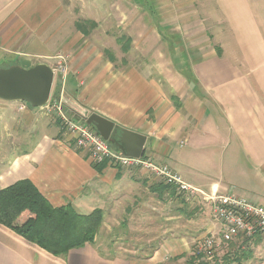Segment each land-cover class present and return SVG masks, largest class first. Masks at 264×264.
<instances>
[{
    "label": "crops",
    "instance_id": "0c3cea01",
    "mask_svg": "<svg viewBox=\"0 0 264 264\" xmlns=\"http://www.w3.org/2000/svg\"><path fill=\"white\" fill-rule=\"evenodd\" d=\"M63 1L0 0V64L20 62L22 67H31L74 47L78 36L70 34L68 46L64 37ZM134 1L137 8L129 13L143 17L138 25L147 33L144 16L153 20L156 0ZM166 1L172 22L182 17V31H192L186 17H209L212 45L220 48V55L213 47L201 51L196 59L188 54L186 59H149L147 64L120 59L117 70L112 69L111 59L97 60L90 64L95 69L72 73L66 92L119 128L144 136L142 156L167 165L204 194L231 192L264 206V39L257 35L260 24L248 0H209V5L208 0ZM125 2L118 14L127 19ZM146 4L150 9L144 8ZM220 28L235 33L247 59H226L216 32ZM75 32L82 33L78 27ZM121 38L125 37L118 40L124 51ZM149 39L146 45L152 47L157 41L152 35ZM75 118L86 121L78 115ZM19 130L28 135L23 147L0 151V189L28 179L54 207L70 204L83 214L102 209V225L107 221H129V225L160 221L162 211L175 209L178 193L173 187L159 189V181L145 171L95 163L63 135L57 118L45 107L20 110L19 102L0 100V134L9 136L4 141L14 145L9 141L14 142ZM109 143L125 153L115 139ZM113 209L131 210L134 215L125 217L118 212L108 218L106 210L110 214ZM195 210L193 217L182 213L183 221H204L196 233H190L189 225L172 229L154 247L148 244L147 250L116 247L113 239L99 246L95 238L93 244L54 255L0 224V264H186L192 241L212 226L202 209ZM178 211L166 212L167 219L179 221ZM254 248L244 264H264V236Z\"/></svg>",
    "mask_w": 264,
    "mask_h": 264
},
{
    "label": "rangeland",
    "instance_id": "374dc122",
    "mask_svg": "<svg viewBox=\"0 0 264 264\" xmlns=\"http://www.w3.org/2000/svg\"><path fill=\"white\" fill-rule=\"evenodd\" d=\"M63 2L65 7L64 24L66 26V32L64 33V37L66 38V43L68 42L67 39L70 38V34H73V36L77 35L78 39L76 43H74L76 47L74 45V47L69 48L67 51H58L54 54V56L57 54L65 55L67 59V74L64 83L59 74L55 75L53 81L51 98L57 101L61 94L66 92L67 85L71 81L72 73L87 68H92V70L95 69L97 66L90 65L93 64L94 61L98 60L103 62L106 59H111L113 65L112 69L117 70L118 64L121 63L120 59H127L128 61H132V63L143 64H147L149 59H186V54L196 59L199 58L201 51L214 47L212 45V36L208 30L209 23H207V21L209 17L206 15H201L200 17H186L185 23L192 24V31H182L183 22L180 21L182 17L179 18V21L172 22V17L168 16L167 7H165L166 0H160L159 3L157 0L154 1L155 4L153 3V5H155L156 10L153 20L151 19L152 16H144L145 27L148 29L147 33L143 32L142 28L140 29L138 25L143 17L140 15L139 17L135 13L134 15H130L129 13L130 11H135L137 8L134 5V0H126L125 2L127 14H129L127 15V19L118 14V10L123 7L122 0H64ZM248 2L252 16H254L260 24V30L257 35L264 39V0H248ZM207 4L209 5L212 3L208 0ZM150 7L151 5L146 4L144 8L150 9ZM139 8L141 9V7ZM198 20L201 21V24ZM76 22L83 24L87 29V34L83 35L80 32H75ZM216 32L221 39V46L226 52V59H247L232 30L229 28H220ZM151 35L153 36V40L157 42L154 43L152 47H149L146 44L149 43V36ZM122 36L125 38H121V40L127 44L126 53L122 50L120 41H118ZM68 44L70 43H67V46ZM197 47H200L201 50ZM214 50L220 55L221 50L219 47H214ZM54 59V57L49 58L47 64L54 66ZM15 63H19L17 65H20V62ZM7 65H9V63H1L0 67H7ZM10 65H12V63ZM55 92L57 94H55ZM30 108L32 107L30 106L27 109ZM64 109L66 112L69 111V115L74 118L77 115L66 105H64ZM19 118L18 116V118L15 119L18 120ZM61 131L64 136L68 137L70 140L72 139L62 129ZM26 132L24 130H19L15 133L14 142L13 140L9 141L14 145L10 143L7 144V142L4 141L9 136L7 137L0 134V151L6 150V152H8L13 149V147L16 150H20L25 144L26 137H28ZM159 183L169 186L162 181H159ZM172 189L175 190L174 188ZM175 195L176 206H174V210L178 211L180 209V211H178L179 221H169L167 219L168 217L166 216H168V214L170 215L175 212L174 210L170 212L169 208L162 211L160 221H132V225L131 223L129 225V221H107L106 225H102V221L95 237L96 244L100 246L104 244L106 240L113 239L117 241V244H115L116 247L122 245L147 250L148 244L154 247L157 240L162 241L164 237L168 236V233H170L172 229L177 231L189 225L191 230L190 233L194 234L198 231L199 226L204 225V221H183L185 217L182 210L185 212V215L191 214L193 217L196 213V208L197 210L202 209L203 212L202 210L201 212H205L208 219L211 220L207 203H204L201 199L187 200L182 194ZM181 203L184 205L179 206ZM122 207L125 208L124 205H122ZM101 211L103 215V210L101 209ZM109 212L111 213L109 214L108 210H106L108 218L116 217L118 212L125 217L134 215L131 210H125L123 212L122 210L113 209ZM166 212H168V214ZM108 222L116 223H114L113 226H108ZM262 236H264V233L251 239V241H249L248 250H254V244ZM196 241L197 240L194 242L192 241V245H194ZM225 250L227 252L236 253L235 243L232 242L228 244ZM104 251H106V249ZM244 261H242V264H244Z\"/></svg>",
    "mask_w": 264,
    "mask_h": 264
},
{
    "label": "built area",
    "instance_id": "2783aa9c",
    "mask_svg": "<svg viewBox=\"0 0 264 264\" xmlns=\"http://www.w3.org/2000/svg\"><path fill=\"white\" fill-rule=\"evenodd\" d=\"M54 58L55 65H50V67L55 75H60L64 83L67 74V59L62 54H57ZM60 97L57 101L50 96L48 103L43 107H45L46 112L55 115L61 129L72 138L75 147L89 154L95 163L145 171L157 181H162L173 187L178 194L184 195L187 200L201 199L207 203L212 226L194 244L192 254L195 257L201 256V261L207 264H216L214 261L223 254L239 253L248 248L251 239L264 233V206L231 192L206 195L183 181L167 165L155 163L147 156L132 157L112 148L109 141L104 140L96 129H93L85 120L69 115V111H65ZM28 107H30L28 103L19 102L20 110H25ZM232 242L235 243L236 253L225 250L227 245Z\"/></svg>",
    "mask_w": 264,
    "mask_h": 264
},
{
    "label": "trees",
    "instance_id": "16d2710c",
    "mask_svg": "<svg viewBox=\"0 0 264 264\" xmlns=\"http://www.w3.org/2000/svg\"><path fill=\"white\" fill-rule=\"evenodd\" d=\"M76 27L84 35L87 34V29L82 23H77ZM122 46L124 51H127V44L123 42ZM89 125L95 129L93 125ZM157 187L164 190L169 186L159 183ZM102 217L99 208L83 214L77 212L70 204L52 206L28 179L18 180L0 189V224L54 255H63L70 249L82 247L86 243H95ZM251 253L252 250L248 248L233 255L225 253L214 262L242 264ZM201 260V256L195 257L191 254L186 264H207Z\"/></svg>",
    "mask_w": 264,
    "mask_h": 264
},
{
    "label": "water",
    "instance_id": "95a60500",
    "mask_svg": "<svg viewBox=\"0 0 264 264\" xmlns=\"http://www.w3.org/2000/svg\"><path fill=\"white\" fill-rule=\"evenodd\" d=\"M54 77V71L45 62L31 67L16 64L0 67V100L26 102L33 108L43 107L50 99ZM60 100L80 118L93 125L104 140L110 142V139H115L127 155L141 156L144 136L119 128L112 121L82 106L66 92L61 94Z\"/></svg>",
    "mask_w": 264,
    "mask_h": 264
}]
</instances>
